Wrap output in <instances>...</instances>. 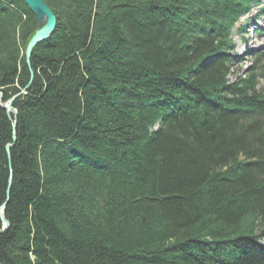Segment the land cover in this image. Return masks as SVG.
Masks as SVG:
<instances>
[{"label":"trees","instance_id":"1","mask_svg":"<svg viewBox=\"0 0 264 264\" xmlns=\"http://www.w3.org/2000/svg\"><path fill=\"white\" fill-rule=\"evenodd\" d=\"M43 2L27 64L0 0V264H264V55L232 41L264 0Z\"/></svg>","mask_w":264,"mask_h":264},{"label":"rangeland","instance_id":"2","mask_svg":"<svg viewBox=\"0 0 264 264\" xmlns=\"http://www.w3.org/2000/svg\"><path fill=\"white\" fill-rule=\"evenodd\" d=\"M262 5H264V2L260 5L252 6L250 15L240 20V24L237 27L246 20L249 21L241 33L236 31L232 33V41L235 46L234 57L236 58L234 71L237 74H242L250 66L255 55H264V15L259 12ZM41 23H44V19H41ZM262 61L264 62V58ZM227 80L234 81L235 78L228 76ZM258 88L264 91V69Z\"/></svg>","mask_w":264,"mask_h":264},{"label":"water","instance_id":"3","mask_svg":"<svg viewBox=\"0 0 264 264\" xmlns=\"http://www.w3.org/2000/svg\"><path fill=\"white\" fill-rule=\"evenodd\" d=\"M23 1L27 5V7L35 14L39 25V29L30 38L25 49L26 63L29 64L28 59L30 57L32 49L53 33L56 20L52 12L43 2V0H23ZM41 19H44L43 24L42 23L40 24ZM14 99H10V101H8L5 105H0V107H2L7 111V114L8 113L15 114V111L12 109V103ZM0 101H1V97H0ZM12 127L13 128L15 127V122H13ZM4 209H5V204H3L0 207V221L2 223V229L0 230V233L5 231L9 225L3 216Z\"/></svg>","mask_w":264,"mask_h":264},{"label":"bare ground","instance_id":"4","mask_svg":"<svg viewBox=\"0 0 264 264\" xmlns=\"http://www.w3.org/2000/svg\"><path fill=\"white\" fill-rule=\"evenodd\" d=\"M30 58V57H29ZM28 63H29V59H28ZM21 95V93L20 94H18V95H15L14 97H12V99H14V101L19 97ZM10 101V100H9ZM13 101V102H14ZM8 102V101H7ZM7 102H5V103H2V101H0V105H5ZM2 108V107H1ZM12 109L15 111V109L13 108V103H12ZM6 113H7V111H6ZM8 115V117L9 118H11V115H16V111H15V114L14 113H8L7 114ZM3 216H4V212H3ZM5 218V217H4ZM6 220V219H5ZM7 221V220H6Z\"/></svg>","mask_w":264,"mask_h":264}]
</instances>
